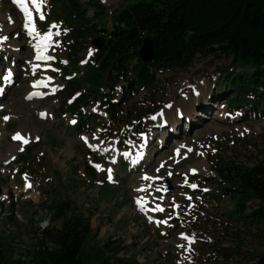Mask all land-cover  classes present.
I'll return each instance as SVG.
<instances>
[{
	"label": "rangeland",
	"instance_id": "obj_1",
	"mask_svg": "<svg viewBox=\"0 0 264 264\" xmlns=\"http://www.w3.org/2000/svg\"><path fill=\"white\" fill-rule=\"evenodd\" d=\"M91 1V6L82 7L86 17L98 9L95 19L109 25L110 18L126 5L151 0ZM26 4L36 32L40 36L52 33L43 53L51 59H36L37 37L24 28L22 9L14 0H0V37H7L0 42V83L7 69L15 70L0 98V202H18L27 217L43 196L50 202L68 201L66 216L75 212L90 221L88 251L108 239L121 240L120 256L135 255L138 264H165L160 249L172 264H252L264 254V231L229 217L234 200L216 189L220 184L214 165L227 172L231 166L250 167L264 157V102H256L253 108L229 105L226 95L217 91L226 84L222 69L235 63L232 57L198 55L185 69L158 73L155 95L131 97L116 122L109 121L105 110L96 105L92 109L96 121L80 133L73 128L74 117L60 104L80 94L72 97L73 93L63 91L68 78H78L81 60L92 57L96 49L92 37L71 67L63 45L65 24L57 19L58 4L51 7L50 0H43L39 16L31 0ZM183 100L190 103L183 105ZM6 116L9 119H3ZM134 116L142 120L136 129L139 134L132 139L125 133ZM121 125L127 126L119 134ZM16 133L28 143L13 140ZM140 150L143 156L136 155ZM130 154L139 160L129 159ZM110 174L114 177L109 178ZM38 196L40 201L35 202ZM255 203L251 200L249 206ZM152 206L163 211L146 210ZM51 215L43 207L31 221L17 212L10 219L0 208V249H11L15 258L30 259L41 236L38 231L48 228L44 222ZM61 222L57 219L53 225ZM217 247L226 249L229 256L223 258Z\"/></svg>",
	"mask_w": 264,
	"mask_h": 264
},
{
	"label": "trees",
	"instance_id": "obj_2",
	"mask_svg": "<svg viewBox=\"0 0 264 264\" xmlns=\"http://www.w3.org/2000/svg\"><path fill=\"white\" fill-rule=\"evenodd\" d=\"M79 1L50 0L51 7L58 4V14L54 13L65 24L63 45L71 67L81 59L78 54L88 37L105 38L90 59H82L78 78H68L65 83L63 93H73L72 97L80 93L60 104L76 119L73 128L78 132H86L96 121L92 111L96 105L105 110L109 121L116 122L131 97L155 95L158 73L185 69L198 55L227 56L235 62L223 67L226 84L217 89L226 95L227 104L251 107L264 102V0L135 1L111 17L109 25L95 19L100 14L98 9L87 18L84 8L92 1ZM144 36L154 40L156 50L154 59L147 63L137 55ZM141 120L134 116L126 137L133 139L139 134L136 129ZM126 126L121 125L118 133L122 134ZM213 170L220 184L218 192L234 200L229 217L264 231V157L250 167L231 166L225 172L214 165ZM251 200L256 201L254 206H249ZM51 203L55 208L53 221L62 219L61 225L41 233L27 261L15 258L11 249L1 248L0 264H136L133 259L117 256L122 248L118 250L120 244L110 239L88 251L85 244L92 233L89 219L75 212L66 216L68 201ZM105 250H111L108 255L117 259L110 262ZM216 251L223 258L229 256L223 247ZM252 264H264V254Z\"/></svg>",
	"mask_w": 264,
	"mask_h": 264
},
{
	"label": "snow or ice",
	"instance_id": "obj_3",
	"mask_svg": "<svg viewBox=\"0 0 264 264\" xmlns=\"http://www.w3.org/2000/svg\"><path fill=\"white\" fill-rule=\"evenodd\" d=\"M15 2H17L21 5L22 11L24 12V17H25L24 28L28 32V35H30V36L35 35L37 37V43L34 45V47L37 49L36 59L37 60H41V59L49 60V59H51V57L45 56L43 54L44 49L47 46V42L51 38V35H52L51 31L48 33H45L43 36H40L39 33H37L35 30V25L32 21L31 12L26 7L27 0H15ZM31 3H32L33 7L35 8L36 12L39 13L40 12V5L43 3V0H31ZM40 19H44V16L42 14L40 15ZM53 27H55V26H53ZM56 35H59V32H57ZM6 39H7V37H0V42H2L3 40H6ZM89 55H91V52L89 53ZM11 75H12L11 72H9L6 74V76L4 78L10 80ZM3 119L7 120V119H9V117L6 116ZM84 139L86 140V138H84ZM13 140L20 141L24 144L28 143V140L24 136H22L20 133H16L13 136ZM181 147H183V146H181ZM20 150L22 151L23 149L21 148ZM176 151H177V154H179V149H177ZM189 151H191V149H189ZM161 166H163V165H161ZM108 171H109V173H111V169H109ZM109 178H111V177H109ZM144 179H150V178L145 176ZM26 187L30 188L31 184H26ZM191 187L195 188L196 185L193 184V185H191ZM137 205L142 207L143 206L142 201L137 200ZM156 210L163 211V209L160 208L159 206H157ZM160 223H167V221H160ZM181 235H183V234H181ZM185 239L189 240V243L192 242L190 240V238H188V237H185Z\"/></svg>",
	"mask_w": 264,
	"mask_h": 264
},
{
	"label": "water",
	"instance_id": "obj_4",
	"mask_svg": "<svg viewBox=\"0 0 264 264\" xmlns=\"http://www.w3.org/2000/svg\"><path fill=\"white\" fill-rule=\"evenodd\" d=\"M105 42V38L102 36H95L92 38L91 43L93 46L100 48ZM137 55L142 62H150L156 56V50L154 45V40L150 36H144L141 42L139 49L137 50ZM168 188H171V185L168 182ZM2 190L0 188V194Z\"/></svg>",
	"mask_w": 264,
	"mask_h": 264
},
{
	"label": "bare ground",
	"instance_id": "obj_5",
	"mask_svg": "<svg viewBox=\"0 0 264 264\" xmlns=\"http://www.w3.org/2000/svg\"><path fill=\"white\" fill-rule=\"evenodd\" d=\"M15 1V0H14ZM16 4H17V8L18 9H22L21 8V5L19 4V3H17L16 2ZM26 6H27V4H26ZM24 13V12H23ZM18 19V18H17ZM45 52H47V46H46V49H44V52L43 53H45ZM46 56V55H45ZM15 72V70L13 69V68H11V73H14ZM12 78H13V76H12ZM4 96V92H3V94H2V96L1 97H3ZM189 102V101H188ZM188 102H186V101H182V103H183V105H187L188 104ZM190 103V102H189ZM184 109H183V111H185L186 112V108L185 107H183ZM206 109V108H205ZM178 112H180V111H178ZM168 115H169V113H167ZM220 114V113H219ZM220 115H222V114H220ZM195 116H197V115H195ZM175 120V119H174ZM172 126H174L175 127V122L174 123H172ZM142 147V146H141ZM141 149V148H140ZM143 154H144V151H137L136 152V155H139V156H143ZM134 157V160L136 159V160H139V157L138 156H133ZM50 211L53 213V210L52 209H50ZM42 217V216H41ZM51 217H52V215H51ZM38 219V218H37ZM40 220V219H39ZM39 220H38V222H39ZM41 221V220H40ZM37 222V221H36ZM44 223H46V225L49 227V225H50V221H46L45 220V222ZM41 226H42V224H40ZM44 225V224H43ZM44 227V226H43ZM46 227V226H45ZM42 232H44V230L42 231ZM42 232H40V230L38 231V235H40ZM120 253H122V250L117 254V256H119V257H121L120 256Z\"/></svg>",
	"mask_w": 264,
	"mask_h": 264
}]
</instances>
